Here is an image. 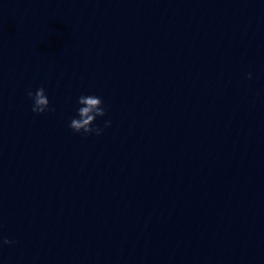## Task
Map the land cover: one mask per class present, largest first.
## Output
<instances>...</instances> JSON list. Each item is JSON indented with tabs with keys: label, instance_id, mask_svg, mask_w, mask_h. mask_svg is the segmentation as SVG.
<instances>
[{
	"label": "water",
	"instance_id": "water-1",
	"mask_svg": "<svg viewBox=\"0 0 264 264\" xmlns=\"http://www.w3.org/2000/svg\"><path fill=\"white\" fill-rule=\"evenodd\" d=\"M3 237L0 264H264V5L0 0Z\"/></svg>",
	"mask_w": 264,
	"mask_h": 264
},
{
	"label": "clouds",
	"instance_id": "clouds-1",
	"mask_svg": "<svg viewBox=\"0 0 264 264\" xmlns=\"http://www.w3.org/2000/svg\"><path fill=\"white\" fill-rule=\"evenodd\" d=\"M252 73H248V78H252ZM27 97L31 101V110L36 114H45L47 112L55 111L52 107L50 96L48 95L46 87L41 85L36 89L29 88L27 90ZM77 107L74 115L68 124V127L75 133L84 136L96 135L100 136L105 129L112 126V120H104L103 127L99 126L96 121L98 117H104L108 113V105H106L103 96L95 92H82L76 101ZM14 241L3 237L0 239V247L3 245H11Z\"/></svg>",
	"mask_w": 264,
	"mask_h": 264
}]
</instances>
